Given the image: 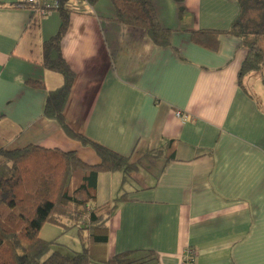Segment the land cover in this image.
Instances as JSON below:
<instances>
[{
    "label": "crops",
    "instance_id": "obj_1",
    "mask_svg": "<svg viewBox=\"0 0 264 264\" xmlns=\"http://www.w3.org/2000/svg\"><path fill=\"white\" fill-rule=\"evenodd\" d=\"M149 1L171 31L166 47L117 23L110 0H72L61 42L74 73L66 126L138 164L121 191L126 200L108 221L105 256L146 251L157 264H181L191 248L195 264H264V70L238 79L246 49L237 37L221 35L216 51L191 41L194 31L230 29L239 6ZM23 3L0 0V150L58 149L97 165L91 148L43 115L47 93L63 84L42 66V45L57 33L60 17L39 16ZM153 150L161 155L146 158ZM121 181L120 173L99 174L95 205L114 199ZM40 237L80 250L53 225Z\"/></svg>",
    "mask_w": 264,
    "mask_h": 264
},
{
    "label": "trees",
    "instance_id": "obj_2",
    "mask_svg": "<svg viewBox=\"0 0 264 264\" xmlns=\"http://www.w3.org/2000/svg\"><path fill=\"white\" fill-rule=\"evenodd\" d=\"M94 6L98 0H83ZM239 6L238 18L226 31L200 30L191 32V41L216 51L221 35L242 40L246 56L238 79L264 70V49L257 43L264 39V0H233ZM72 0H60L56 12L60 17L57 33L42 45V66L59 74L60 88L48 92L43 115L54 120L72 139L91 148L97 165L82 162L75 152L44 149L36 146L13 151L0 150V264H157L152 252L129 251L106 258L108 221L127 195L121 192L138 164L68 129L64 107L74 82V73L65 61L61 42L67 32ZM114 20L125 26L144 30L152 43L166 47L171 31L163 29L149 0H110ZM264 84V80H263ZM44 90L41 82H30ZM160 150L147 152L146 158H158ZM172 158H168V161ZM120 173V190L109 203L95 205L96 179L99 174ZM45 225L61 229V235L74 230L80 243L72 251L57 239L40 237ZM55 247L56 250L51 251Z\"/></svg>",
    "mask_w": 264,
    "mask_h": 264
},
{
    "label": "built area",
    "instance_id": "obj_3",
    "mask_svg": "<svg viewBox=\"0 0 264 264\" xmlns=\"http://www.w3.org/2000/svg\"><path fill=\"white\" fill-rule=\"evenodd\" d=\"M60 0H24L20 6L28 7L32 12L39 16H47L59 7ZM196 255L193 249L184 250L181 264H195Z\"/></svg>",
    "mask_w": 264,
    "mask_h": 264
},
{
    "label": "rangeland",
    "instance_id": "obj_4",
    "mask_svg": "<svg viewBox=\"0 0 264 264\" xmlns=\"http://www.w3.org/2000/svg\"><path fill=\"white\" fill-rule=\"evenodd\" d=\"M263 49H264V44H262L261 46ZM264 73V71H263ZM49 227V226H48ZM47 229H45L42 233V238L44 239H48L47 237H49V234L47 233L46 231ZM61 239V238H59ZM63 239V238H62ZM46 241H49V240H46ZM63 241H67L68 243H71L72 241H77V244L80 245L79 241H78V238L76 236V232L74 230L72 231H69L68 233H66V237L63 239ZM78 245V246H79Z\"/></svg>",
    "mask_w": 264,
    "mask_h": 264
}]
</instances>
